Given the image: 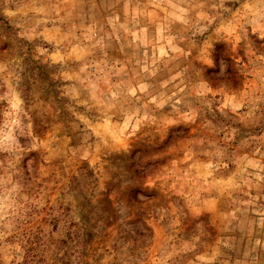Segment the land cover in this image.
I'll use <instances>...</instances> for the list:
<instances>
[{
  "label": "clouds",
  "instance_id": "clouds-1",
  "mask_svg": "<svg viewBox=\"0 0 264 264\" xmlns=\"http://www.w3.org/2000/svg\"><path fill=\"white\" fill-rule=\"evenodd\" d=\"M5 2L11 3V0ZM225 2L219 0V6L223 7ZM257 5L264 15V0H254L251 6L255 8ZM216 6L213 0V7ZM223 11L230 13L231 9L224 8ZM216 15L219 17L217 23L224 20L222 14ZM247 16L245 13V17L239 18L243 22L236 25L241 38L247 36L244 25L252 23ZM215 27L207 24V28ZM41 35L35 33L36 37ZM187 39L192 47L196 46L191 36ZM5 42L6 37L0 35V44ZM49 43L53 41L49 39ZM55 43L58 50L66 53L65 59L71 56L69 46L73 40L63 37ZM12 53L11 57L7 52L0 54V104L13 101L7 109H0L7 117V123L0 127V254H3L0 258L6 264L13 259L16 264H24L26 260L27 264H148L151 250L147 245L151 243L152 232L145 217H149L164 236L157 249L159 261L152 260L151 264H211V261L224 264L229 253L222 249H231V254L242 255L245 259L241 264H252L253 261L264 264V203H258L264 201V192L259 191L264 188L261 184L264 177L252 173L255 183L247 179V167H240L246 165L247 158L238 155L253 140L264 146V136H249L247 141L241 139L236 149H232V143L238 136L246 135L247 129L242 132L231 123L239 119L246 126L256 123L259 118L256 116L257 105L248 93L239 98L235 108L216 100L214 90H220L223 95L224 88L239 86L238 78H229L228 66L223 59L216 76L206 77L193 68L187 55L182 54L183 59L172 57L176 75L166 83L171 85L177 79L179 82L174 90L168 89L171 96L156 102L155 107L149 109L155 115L144 117L136 132L124 135L125 143L120 147H114L110 139L100 137L89 143L93 136L90 131L92 121H86L83 128L79 123L61 126L65 136L64 156L69 158V167L81 158L94 159L102 154L108 171L102 173L94 164L92 168L66 171L65 175L56 172L59 183L55 196L49 201L50 192L45 191L49 185L45 184L43 188L39 185L52 177L53 165L60 161L54 160L50 152L45 155V142L34 133H42L49 118L60 115V106L55 100H49L44 78L37 79L34 75L26 47L14 48ZM41 56L48 63V50L42 46L36 48L34 59L39 60ZM10 58L15 60L14 64L8 62ZM185 62L187 67L183 66ZM58 63L61 70L67 67L63 61ZM88 67L89 64H85L80 71L85 72ZM208 67L215 68L216 64L210 63ZM49 68L52 65L49 64ZM96 71L102 69L97 66L90 75L95 76ZM205 82V90L201 92L199 84ZM38 84L43 88L42 93L37 90ZM156 92L158 89H153V93ZM66 95L69 93L61 92V103ZM112 95L125 97L123 91ZM108 99L111 108L120 104L119 100ZM257 99H264V95ZM129 102L131 97L125 99V103ZM165 103H169L170 108L166 109ZM70 104L73 114L76 106L83 105L91 115L92 104L81 96L70 97ZM243 107L248 111L242 115L238 109ZM119 111H124L123 104H120ZM233 111L234 116L230 114ZM117 115L116 111L101 110V116L94 119L111 121ZM79 119L85 121L86 117ZM213 120H216L215 124ZM169 125L184 127L177 133ZM221 132L223 137H220ZM169 135L174 140L178 136L183 138L189 160L201 156L209 161L215 159V166L202 177L199 190L222 204L229 203L231 211L217 219L214 210H205L208 199L203 196L192 198L190 194L187 199L182 198L187 185L183 186L181 196L173 194L169 184L176 162L163 166L171 158L156 155L167 146L165 141ZM19 138H23L25 146H21ZM70 140L80 147L68 149ZM84 152L88 153L86 157H82ZM254 152H260V147ZM260 155L264 158V152ZM42 160L48 162L47 167ZM229 163L237 164L239 171L231 173L224 181ZM213 172L221 179L217 180ZM208 176H212L211 182ZM237 179L249 188H257V195L244 192ZM222 183L227 187H221ZM233 192H244L250 198L242 200L239 196L234 197ZM218 233L220 239H216ZM244 240L248 243L242 249Z\"/></svg>",
  "mask_w": 264,
  "mask_h": 264
},
{
  "label": "rangeland",
  "instance_id": "rangeland-1",
  "mask_svg": "<svg viewBox=\"0 0 264 264\" xmlns=\"http://www.w3.org/2000/svg\"><path fill=\"white\" fill-rule=\"evenodd\" d=\"M215 2L216 7H213V0H165V2L162 0H35V2L11 0V3L0 0V35L5 36L7 40L0 44V54L7 52L11 57L14 48L26 47L34 75L37 79L41 76L44 78V84L49 90V100H55L60 106V115L51 116L42 133H34L45 142V155L50 152L54 160L60 161L53 165L55 171L52 177L46 178L44 183L39 185L41 188L45 184L49 185V188L45 189L46 192H50L49 201L55 196L59 183L56 172L65 175L66 171H80L81 168H92L94 164L102 173L108 171L102 154L94 159L81 158L69 167V158L64 156L65 136L61 126L70 127L71 124L79 123L83 128L86 121H92L90 131L93 132V136L89 143L100 137L110 139L114 147L124 145V135L136 132L144 117L155 115V112H150L149 109L154 108L156 102L171 96L172 93L168 89L174 90L175 84L179 82L177 79L171 85L166 83L176 75L175 61L172 60L174 56L183 59V55H187L193 68L201 71L206 77L216 76L220 71V61L223 59L228 66L229 78H238L239 86L224 88L223 95L220 90H214L216 100L235 108L239 98L248 93L257 105L256 116L259 119L256 123L245 126L239 119L231 123L232 127L241 128L242 132L247 129L246 135L238 136L232 143L233 150L241 139L247 141L249 136H264V99H257L264 95V59H261L264 57V15H261L259 5L252 8L254 0H226L223 7L219 6V0ZM224 8L231 9V12H224ZM217 13L224 17L220 23H217L219 19ZM245 13L248 14L246 18L252 19V23L244 25L247 36L241 38L238 35L240 30L236 25L243 22L239 18L245 17ZM207 24H214L216 27L210 29L207 28ZM35 33L42 35L36 37ZM189 36L195 41V47L189 44L187 39ZM63 37L73 40V44L69 46L71 56L67 59H65L66 53L58 50L55 43ZM49 39L53 43H49ZM64 43L67 44V41L65 40ZM41 46L48 50V63L44 62V56L39 60L34 59L36 48ZM104 53H107V56ZM60 61L67 65L63 70L59 66ZM8 62L14 64L15 60L10 58ZM210 63H215L216 67L209 68ZM49 64L52 68H49ZM85 64H89V67L85 72H81L80 69L84 68ZM97 66L102 71H96L95 76L90 75ZM183 66L187 67V62ZM205 87L206 82L199 84L201 92H204ZM153 89H158V92L154 94ZM37 90L42 93L41 85H37ZM65 91L69 95L64 96L61 103L60 94ZM121 91L125 93L124 98L120 95H112ZM77 95L92 104L91 115L83 105L75 107V114L70 110L72 108L70 97ZM108 97L113 102L119 100L120 104H123L124 111H119L120 104L111 108ZM127 97H131V102L125 103ZM12 103V100H8L0 104V109H7ZM45 103L47 104L48 101ZM64 105L68 107L65 108ZM165 108H170V104L165 103ZM101 110L116 111L118 115L111 121L94 119L101 116ZM238 111L243 115L248 109L243 107ZM230 114L234 116L235 111ZM81 116L86 117V120L81 121L79 119ZM5 123L7 117L3 111H0V127ZM213 123L215 124L216 120H213ZM169 127L175 128L179 133L184 126L169 125ZM223 135L224 133L221 132L220 137ZM19 139L21 146H25L23 138ZM182 140L183 138L179 136L174 140L173 136L169 135L165 141L167 146L162 153L156 154L158 157L166 155L171 158L163 166H167L172 161L176 162L175 168L171 170L174 174L170 177L169 188L173 190L174 195L181 196L183 186L187 185L182 198L187 199L189 194L192 198L203 196L208 199L205 210L209 212L214 210L215 216L219 219L232 210L230 204L227 202L222 204L199 190L202 177L212 170L216 161L215 159L209 161V158L204 156L189 160ZM78 147L80 144L71 140L67 144L68 149ZM256 147H260V152H264V146H261L258 140H253L238 152V155L247 158L246 165L241 164L240 167H247L245 176L253 183L255 176L250 174L258 173L264 177V167H262L264 158L261 157L260 152H254ZM100 151L103 152L102 149ZM32 155L35 156L36 152L33 151ZM87 155V152L82 153V157ZM41 163L45 167L48 166L47 161L42 160ZM228 169L223 176L224 181L229 179L231 173L239 171L238 165L234 163H229ZM212 175L216 176L217 180L221 179L215 172ZM208 180L211 182L212 176H208ZM237 183L244 192L250 193L251 196L257 195V188H249L239 179ZM261 184L264 185V180ZM221 187L227 185L222 183ZM259 191L264 192V188ZM244 192H233V196H239L242 200L249 199L250 197L245 196ZM251 207L249 205V208ZM250 215L255 216L251 212ZM145 220L152 232L151 243L147 245L151 250L148 254V264H151L152 260L159 261L160 253L157 249L163 242L164 236L152 224L149 217H145ZM220 238L218 233L216 239ZM212 243L214 244L215 240ZM247 243L248 241L244 240L241 248L246 247ZM222 251L229 253L224 258V264H241L245 259L242 255L231 254V249H222ZM2 256L3 254H0V257ZM0 264H6V261L0 258ZM7 264H16V262L13 259ZM24 264H27V260ZM211 264H218V261H211ZM252 264L256 262L253 261Z\"/></svg>",
  "mask_w": 264,
  "mask_h": 264
}]
</instances>
